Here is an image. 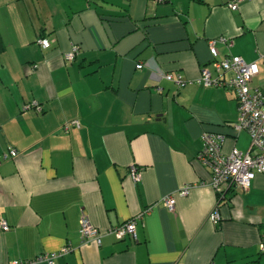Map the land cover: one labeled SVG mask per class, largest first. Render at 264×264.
Returning a JSON list of instances; mask_svg holds the SVG:
<instances>
[{
  "label": "crops",
  "instance_id": "obj_1",
  "mask_svg": "<svg viewBox=\"0 0 264 264\" xmlns=\"http://www.w3.org/2000/svg\"><path fill=\"white\" fill-rule=\"evenodd\" d=\"M230 1L0 0V264L65 246L53 264H264V173L216 190L196 159L203 131L225 153L250 142L235 91L203 85V67L227 81L212 60L256 62L264 94V0ZM146 209L133 237L111 233ZM83 215L99 244L80 240Z\"/></svg>",
  "mask_w": 264,
  "mask_h": 264
},
{
  "label": "built area",
  "instance_id": "obj_2",
  "mask_svg": "<svg viewBox=\"0 0 264 264\" xmlns=\"http://www.w3.org/2000/svg\"><path fill=\"white\" fill-rule=\"evenodd\" d=\"M247 0H231L227 6L230 10H237L240 3ZM220 41L225 39L220 38ZM37 44L42 47H48L49 42L44 38L37 39ZM216 40L209 41V50L213 56L217 54L215 48ZM77 52L76 47H71L64 55L65 60L72 61ZM137 68L142 67V63L136 65ZM211 68L219 74L232 72L233 77L227 81L221 80L218 76L213 77L211 69L203 67L200 71L199 82L205 86H217L233 89L236 94L238 103V118L234 124L235 131H245L249 135V149L246 152L240 151L232 147L228 152L223 151L226 142V135L210 131L201 133L202 148L197 154L196 159L211 170V179L208 184L214 189L222 184H228L241 189L249 187L251 180L257 174L264 173V94L258 90L250 89V82L258 73V65L256 62H246L239 56H229L222 60H212ZM165 79L171 80L170 74H163ZM29 107L40 109L38 103H31ZM79 126L78 121H71L65 125ZM11 156H16L17 151L10 150ZM130 175L133 180H139V171L136 166L130 167ZM189 186L183 187L180 195L187 194ZM165 207L172 210L174 207V198L172 195L165 197L162 200ZM149 209L144 210L139 215L132 217L119 226L111 229V233L117 239H123L127 236L135 235V224L138 219ZM209 219L216 222L220 219L218 209L215 208L209 215ZM0 229L6 231L9 226L4 220H0ZM79 238L82 242L100 243V235L98 230L90 223L89 219L83 215L80 219L78 229ZM261 250L264 251V244ZM70 251L68 246L63 247L59 251L47 253L37 256L32 260H12L7 264H35L39 261H44L47 264H53L55 259L65 255Z\"/></svg>",
  "mask_w": 264,
  "mask_h": 264
},
{
  "label": "trees",
  "instance_id": "obj_3",
  "mask_svg": "<svg viewBox=\"0 0 264 264\" xmlns=\"http://www.w3.org/2000/svg\"><path fill=\"white\" fill-rule=\"evenodd\" d=\"M65 59V58H64ZM39 105V104H38Z\"/></svg>",
  "mask_w": 264,
  "mask_h": 264
}]
</instances>
